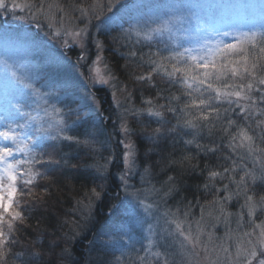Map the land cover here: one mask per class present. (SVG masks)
Here are the masks:
<instances>
[{"label": "snow or ice", "instance_id": "6c2138e0", "mask_svg": "<svg viewBox=\"0 0 264 264\" xmlns=\"http://www.w3.org/2000/svg\"><path fill=\"white\" fill-rule=\"evenodd\" d=\"M117 5L128 7L122 0H0V15L26 16L37 29L46 21L65 46L70 38L84 53L77 63L86 60L89 43L97 48L95 60L86 65L87 76L80 73L55 93L56 99L64 91L79 93L78 107L66 110L50 104L54 94L45 90L50 85L33 70L25 51L5 47L0 52V264H16L23 255L13 251L19 243L17 233L26 213L42 200L35 191L38 180L66 163L60 146L67 141L88 153L99 152L105 147L99 139L105 134L100 125L79 135L70 133L94 117L112 122L113 116L115 142L122 149L117 177L126 194L140 156L137 141L151 145L147 157L160 141L180 136L188 154L179 163L199 171L203 188L212 196L200 205L198 219L192 216L190 202L167 207V199L178 193L176 177L168 175L157 188L146 180L152 165L145 166L141 180L150 186L135 190L131 200H121L117 193L119 203L109 210L115 219L105 246L136 251L132 235L136 231L141 240L147 239V246L141 244L134 260L122 253L115 264H264V4L259 5L258 17L253 12L243 23L226 24L231 30L213 28L217 39L177 35L181 29L176 25L184 22L185 13L200 19L197 10L206 7L202 4H173L135 23L120 17L128 27H121L112 41L127 47V60L147 69L131 78L153 91L141 97L142 107L132 103L126 85L119 87L122 82L100 55L104 41L91 37L92 30L102 35L115 30ZM156 78L165 86L158 87ZM89 85L112 89L114 106L107 117L95 93L81 91ZM107 136L110 140L112 133ZM116 160L110 152L95 170L107 173ZM175 163L166 161L165 166ZM104 194L105 186L97 185L84 194V201L99 200ZM220 223L226 229L222 237L207 230Z\"/></svg>", "mask_w": 264, "mask_h": 264}, {"label": "trees", "instance_id": "16d2710c", "mask_svg": "<svg viewBox=\"0 0 264 264\" xmlns=\"http://www.w3.org/2000/svg\"><path fill=\"white\" fill-rule=\"evenodd\" d=\"M160 1L164 2V0ZM134 3L136 2L129 1L130 10L124 9L125 13L122 11L115 12L117 24L114 26V31L102 35L93 30L91 34L95 33L96 39L99 38L104 41L105 47L102 55L113 74L122 82L119 87L126 85L128 90L132 92V103L137 107H142L141 97L152 95L153 91L147 84L135 82L131 78V74H140L147 69L138 68L135 62L127 60L125 58L128 51L127 47H121L120 44H114L112 41V37L118 35L121 27H128L127 23L119 19L120 17L135 23L140 13L146 14L148 12V6L141 10L135 8L136 4ZM12 30L20 31L19 28H12ZM143 51L147 52L148 49L144 48ZM156 83L158 87L165 86L164 82L158 78H156ZM95 92L99 93V97L106 99L104 106H109L108 109L111 111L114 106L111 95L112 89L109 87L100 88L96 89ZM117 97L120 98L119 92H117ZM121 102H123L122 99ZM105 113L104 110V117H107ZM94 121L93 118L88 125L78 127L70 134H81L93 126ZM114 121L115 116L112 117V122ZM112 122L107 119L101 122L99 119L95 124L100 125L105 131V134L99 137L102 142H105V147H102L99 152L88 153L67 141L60 146V154L64 156L66 163L56 168L55 171H51L46 178L38 180L35 191L42 197V200L26 213L28 218L17 233L16 238L19 243L13 251L23 255L19 260H16V264H33V262L34 264H115V257L120 256L121 250L120 248L112 247L111 250L104 247L105 244L103 243L108 238L106 234L102 233V230L107 222L106 218L109 217V214L104 211L116 204L113 201H115L118 193L116 188L118 182L113 171V165L112 167L109 166L107 173L98 172L94 167L105 163V158L110 152H114L119 158V147L115 142L117 136L112 127ZM155 126V124L152 125V127ZM107 133H112L110 140ZM188 138L190 137H183V139ZM205 142L207 141L205 140ZM137 144L140 152L137 167L141 177L144 175L143 168L147 165H152V169L151 175L146 180L157 188L167 179L168 175L176 177L178 193H174L172 197L167 199V207L190 202L191 212H200V205L206 200L212 199V196L203 188L204 181L199 171L190 170L186 165L179 163L181 157L188 154V148L180 136L170 138L167 141H160L159 148L148 153L147 157L145 152L151 145L140 140L137 141ZM49 150L51 151V149ZM58 158L59 156H57ZM166 161H176V163L171 167H166ZM199 162L202 165L203 158ZM71 165H79V167L73 168ZM100 184L105 186L106 194L102 195L99 200L84 201V194ZM149 186L146 182V187ZM44 188H47L46 193L43 191ZM97 190L99 191V188ZM88 203L91 204V207H86ZM164 207L165 204L162 202L161 208ZM101 240L102 244L100 243ZM65 248L69 250L67 254L63 252ZM34 253H40V255H34ZM12 259L15 260L16 258L12 257Z\"/></svg>", "mask_w": 264, "mask_h": 264}, {"label": "rangeland", "instance_id": "374dc122", "mask_svg": "<svg viewBox=\"0 0 264 264\" xmlns=\"http://www.w3.org/2000/svg\"><path fill=\"white\" fill-rule=\"evenodd\" d=\"M129 1L130 0H122L123 3L127 4V8H121L119 5L113 9L114 12H124L126 9L129 11ZM135 1L136 4L134 7L143 10L148 6V12L146 14L140 13L137 16V19L147 18L149 16L159 15L163 10H165L168 6L177 3H195L205 5L203 9L197 10L199 20L190 17L187 13H185V20L182 23H178L176 25L177 28L181 29L177 35H179L182 39L186 35L195 36L197 34L203 36L207 35L211 39H217L215 36L213 28H219L222 30H231L225 27L226 24L232 23H243L246 21L248 17H250L253 12L258 17L260 15L259 5L264 4V0H132ZM211 5L212 7H207ZM153 6V7H151ZM251 6H256L253 10ZM19 16H25L22 12H17ZM42 27L37 29L35 27V22L30 21L25 16L24 19H16L11 14L9 15H0V52L4 50L5 47H9L12 50L21 49L25 51L32 61L33 70L39 71V75L42 77V80H47V83L50 85V88L45 89L46 91H52L54 94L53 99L50 100V104H55L57 108L64 109V107L77 108L78 101L80 100L79 93L74 91H64L61 92L59 98H55V93L60 91V84L74 80L80 73H84L85 77L87 76L86 65H90L92 60H95L97 55V48L94 43L88 44V52L86 55V60L80 61L77 63L78 58L81 55H84L82 49L71 43V39H69V46H65L61 43V39L55 37L52 34V29H49L46 26V21H41ZM76 23H80L77 21ZM16 24L20 26V31H13L12 26ZM59 27V24L55 25ZM82 27L83 24H80ZM7 28V29H6ZM244 30H247L246 28ZM93 31V30H92ZM38 39H37V38ZM92 40H95V33L92 35ZM226 40H231V37H225ZM100 55L103 57L102 52ZM100 88H108L105 85H89L88 88H82L81 91L91 90L95 93L97 100L100 103L102 115L105 110V115L108 116L110 110L109 106L105 107L106 99L104 97H99V93H96V89ZM76 106V107H74ZM67 108H65L66 110ZM35 115V113H33ZM43 115V113H41ZM95 121L93 122L97 124L98 118L94 117ZM87 128V127H86ZM119 157L122 153V149L118 145ZM115 166L113 165V171L117 178V191L119 193V197L121 200L123 199H133L135 196V190L137 189H145L146 182H142L141 175L139 174V169L137 167L136 172L130 177L128 183L131 185L129 187L127 194L119 187L120 180L117 177L118 172L121 171L120 168V160L117 158L115 161ZM112 167V165H109ZM119 203V200L115 199L113 203ZM111 207L104 211L106 214H109V217L106 218V223L104 224L102 233L107 235L113 226L114 217L110 215ZM163 210V209H162ZM231 211L235 212L236 208L231 207ZM199 212V211H198ZM192 212L193 218H199L200 212ZM215 214V213H214ZM211 219V218H209ZM232 227L235 228V224H232ZM208 231H214L216 236L222 237L225 232V226L220 223L217 224L215 229H207ZM146 236V231L143 233ZM133 240L137 241L135 243L136 251L141 249V244L145 247L147 246V239L141 240V234L139 231L133 232ZM102 244V240L100 242ZM106 245V241L104 243ZM104 247L106 248V246ZM107 249H113L112 247H107ZM120 255L123 253L128 256L131 260H133L136 256V251H133L130 247L120 248ZM129 251V252H127ZM143 255V252L140 253ZM93 262V261H92Z\"/></svg>", "mask_w": 264, "mask_h": 264}]
</instances>
